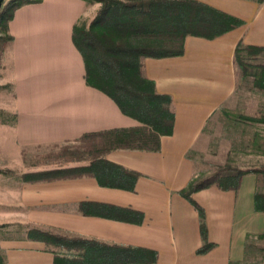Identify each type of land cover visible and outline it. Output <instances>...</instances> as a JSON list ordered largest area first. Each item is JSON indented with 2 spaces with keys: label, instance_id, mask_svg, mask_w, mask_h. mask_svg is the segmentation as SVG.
<instances>
[{
  "label": "crops",
  "instance_id": "0c3cea01",
  "mask_svg": "<svg viewBox=\"0 0 264 264\" xmlns=\"http://www.w3.org/2000/svg\"><path fill=\"white\" fill-rule=\"evenodd\" d=\"M197 1L243 25L215 39L188 36L182 56L145 59V76L173 99L175 122L157 152L119 149L107 155L108 161L141 174L134 191L101 186L93 176H72L88 165L85 161H46L52 148L78 143L86 134L141 126L86 82L73 29L83 19L91 21L100 5L43 0L14 13L9 23L14 41L5 51L0 81L12 87L0 96V169L10 171L0 173L5 264H55L44 242L28 238L33 228L155 251L154 264L245 260L247 239L264 233V213L255 210L258 176H245L238 190L212 186L193 195L205 211L214 244L205 254L198 253L203 246L199 213L180 191L197 175L189 153L237 91L238 44L264 47V2ZM57 171L71 176L23 179ZM81 204H88L87 213Z\"/></svg>",
  "mask_w": 264,
  "mask_h": 264
},
{
  "label": "trees",
  "instance_id": "16d2710c",
  "mask_svg": "<svg viewBox=\"0 0 264 264\" xmlns=\"http://www.w3.org/2000/svg\"><path fill=\"white\" fill-rule=\"evenodd\" d=\"M84 1L100 5L91 21L81 20L73 29V42L85 63L86 82L109 96L123 114L139 121L141 126L86 134L77 140L81 146L62 150L68 152L72 162L88 163L72 176H93L101 186L134 191L141 174L108 161L107 155L119 149L157 152L161 148V138L172 135L175 122L173 99L160 94L155 83L145 76V59L182 56L188 36L215 39L242 26L243 22L197 0ZM41 2L43 0H4L0 10V22L5 24L4 34L0 36V60L4 59L5 51L14 41L9 33L14 13L26 5ZM235 66L237 88L243 78L249 80L254 89L264 92V47L239 43ZM0 173L10 171L0 169ZM250 174L258 176L259 185L264 181V166L227 167L204 178L196 175L188 187L180 191V195L199 213L203 239L199 254L209 252L214 244L208 239L205 211L195 202L193 195L212 186L225 191L238 190L242 179ZM64 176L71 175L57 171L25 174L23 179L49 180ZM87 205H80L85 213ZM255 210L264 213V190L256 192ZM28 238L44 242L55 254V264H154L158 258L157 252L148 249L109 245L51 230L30 229ZM254 238L264 240V233L249 237L245 260L231 264H247L254 250L264 251V245L252 243ZM0 264H5L1 255Z\"/></svg>",
  "mask_w": 264,
  "mask_h": 264
},
{
  "label": "rangeland",
  "instance_id": "374dc122",
  "mask_svg": "<svg viewBox=\"0 0 264 264\" xmlns=\"http://www.w3.org/2000/svg\"><path fill=\"white\" fill-rule=\"evenodd\" d=\"M4 26L0 22V36L4 34ZM4 65L5 60H0V81ZM10 92L11 85L0 82V96L9 95ZM81 145L75 143L54 147L51 149L52 157L46 161L70 159L63 147ZM189 156L196 165L197 175L202 178L227 167L246 169L264 166V92L254 89L249 80L240 78L235 95L209 122ZM259 189L264 190V181L259 183ZM252 243L264 245V240L254 238ZM247 264H264V251L254 250Z\"/></svg>",
  "mask_w": 264,
  "mask_h": 264
},
{
  "label": "water",
  "instance_id": "95a60500",
  "mask_svg": "<svg viewBox=\"0 0 264 264\" xmlns=\"http://www.w3.org/2000/svg\"><path fill=\"white\" fill-rule=\"evenodd\" d=\"M3 2H4V0H0V10L2 8Z\"/></svg>",
  "mask_w": 264,
  "mask_h": 264
}]
</instances>
